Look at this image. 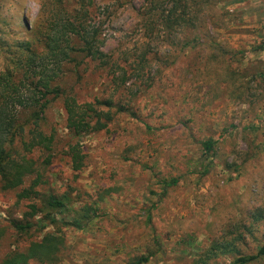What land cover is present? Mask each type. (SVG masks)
I'll return each mask as SVG.
<instances>
[{
  "label": "rangeland",
  "instance_id": "374dc122",
  "mask_svg": "<svg viewBox=\"0 0 264 264\" xmlns=\"http://www.w3.org/2000/svg\"><path fill=\"white\" fill-rule=\"evenodd\" d=\"M94 2L104 52L124 62L125 76L87 63L67 85L79 103L111 98L128 111L78 137L62 102L50 105L41 130L54 136L51 163L41 166L47 154L32 159L41 166L40 194H66L69 211L0 193V264L48 235L61 241L55 258L29 264H233L256 255L264 246V53L251 48L264 42V0H186L179 8L201 12L198 37L160 26L157 39L139 36L142 0ZM54 8L55 0H0V36L27 38L25 28L42 25ZM207 141L215 143L209 155ZM70 146L80 150L78 169ZM11 222L33 228L18 232ZM222 244L235 251L224 254Z\"/></svg>",
  "mask_w": 264,
  "mask_h": 264
},
{
  "label": "trees",
  "instance_id": "16d2710c",
  "mask_svg": "<svg viewBox=\"0 0 264 264\" xmlns=\"http://www.w3.org/2000/svg\"><path fill=\"white\" fill-rule=\"evenodd\" d=\"M142 1L143 8L136 11L140 37L157 39L160 26L169 31V36L188 28L197 33L195 38L198 37L200 25L196 26V23L200 21L198 14L201 12L198 8H179L186 0H168L172 3L170 8H160L161 0ZM145 1H148V8H145ZM116 2L131 5L133 0ZM55 3L57 8L49 9L42 25L25 26L27 38L0 36V193L18 191V199L29 202L41 200L45 210L61 214L69 211L70 198L66 194L44 196L38 190L41 185L39 169L51 163L55 147L54 136L41 130L45 113L52 103L62 102L67 128L80 137L103 131L112 122L114 114L127 112L128 106L115 104L111 98L95 99L93 103L78 102L73 89L67 85L68 76L80 79L79 70L87 63L96 64V68L108 75L120 71L125 76L124 62H113L110 52H104L101 31L93 24L94 0H55ZM251 52L264 53V42L251 48ZM142 57L135 64L136 75L141 73L144 69L142 64L147 61ZM214 146L213 141L202 143L206 155L213 151ZM35 153L47 154L41 166L32 159ZM69 154L74 168L81 167L79 148L70 146ZM29 177L34 179L25 187ZM175 184L176 181L171 182V185ZM28 208L32 219L37 215V206L30 204ZM86 213H90L87 208ZM78 221L74 222V227L80 230L82 226ZM11 225L18 232L33 228L29 222L24 225L11 222ZM60 244L61 241L54 236H45L40 242L31 243L24 255H14L1 264H29L42 259L52 261ZM220 247L224 254L235 251L230 244ZM263 258L264 246L254 256L237 257L233 264H255ZM148 260L139 258L134 264H144Z\"/></svg>",
  "mask_w": 264,
  "mask_h": 264
}]
</instances>
